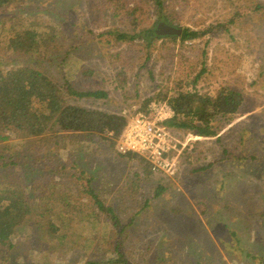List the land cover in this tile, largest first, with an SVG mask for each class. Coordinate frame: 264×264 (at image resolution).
I'll return each mask as SVG.
<instances>
[{"label":"rangeland","instance_id":"rangeland-1","mask_svg":"<svg viewBox=\"0 0 264 264\" xmlns=\"http://www.w3.org/2000/svg\"><path fill=\"white\" fill-rule=\"evenodd\" d=\"M21 1L18 10L0 11L1 70L34 67L63 87L102 92L101 98L65 96L71 105L128 121L152 101L170 104L178 95L174 78L181 56L191 50L180 41L170 51L150 48L148 59L139 58L140 48L108 41V29L122 28L113 8L102 12L97 0ZM161 1L144 0L149 12L132 32L140 33L134 44L144 47V35L163 20L204 32L192 42L198 51L189 79L201 77L185 90L218 95L232 89L243 97L239 113L231 121L218 117L214 137L174 131L182 149L174 176L149 173L146 160L124 158L117 143L113 148L98 136L75 141L66 135L42 145L8 132L9 140L0 141V184L19 181L35 202L59 182L86 204L91 197L80 189L91 178L119 224L98 210L101 222L92 227L101 237L91 245L110 242L96 252H68L64 259L34 250L24 234L12 249L2 248L0 264H108L117 258L116 246L127 263L115 264H264V0ZM19 11L30 29L53 26L50 53L33 56L10 46L8 17Z\"/></svg>","mask_w":264,"mask_h":264},{"label":"trees","instance_id":"trees-1","mask_svg":"<svg viewBox=\"0 0 264 264\" xmlns=\"http://www.w3.org/2000/svg\"><path fill=\"white\" fill-rule=\"evenodd\" d=\"M97 1L102 12L113 8L112 17L116 18L124 29H108V32H105L106 35L111 36L108 41L114 44L125 42L130 50L135 47L140 48L139 58L142 54L148 59L150 48L170 51L171 44H176L178 41L185 49L191 48L188 55L181 56L182 63L174 78L176 90L179 91L178 95L170 100L174 117L164 123L173 134L174 131L182 130L190 131L199 137H214L217 136V130L213 124L218 117L230 116L228 121H231L234 115L239 113L243 97L232 89L223 88L218 95L185 90L196 85L201 77L199 74L193 81L189 79L196 67L192 55L198 51L192 42L204 35V32L186 28L183 29L179 39L175 37L165 39L145 34L144 47L136 46L134 41L140 33L132 32L140 27L142 17L149 12V6L144 0ZM155 1L162 5L161 0ZM21 4V0H0V11L18 10ZM8 21V29L13 30L14 34L10 39V46L33 56L42 52L50 53L47 47L53 41V26L38 23L33 26L35 29H30L29 20L25 22L20 11L14 17H8ZM19 29L23 30L19 31ZM153 38L156 42H160L159 46L156 43L153 44ZM188 44H191L190 47ZM65 95L92 98L105 96L104 93L97 91L78 92L69 83L63 87L51 80L45 72L34 67L0 69V141L9 140L8 132L22 139L35 140L42 145L48 141L65 138L66 135H72L77 141L81 135L86 134L108 140L111 147L115 148L129 121L120 115L71 105ZM162 95H167V92H163ZM108 134L112 136L109 137ZM122 156L144 161L136 154ZM148 172L152 173L150 167ZM88 181L89 183L80 189L81 195L91 197L86 204L75 198L76 195L71 188L59 182H53L49 186L51 190H46L44 195L37 196L35 202L30 195L23 192L24 187L19 181L8 184L2 182L0 184V252L5 247L12 249L14 239L24 234L30 236V243L34 250L39 252L45 250L63 259L71 251L96 252L102 245H107L110 242L109 239H101V243L96 245L97 248L91 245L93 241L101 237L100 233L92 227L95 223L101 222L98 210L108 214L110 224L118 225L119 220L112 208L106 207L99 200L97 191L90 186L92 179ZM45 201L46 206L42 205ZM48 216L50 218L46 219ZM115 249L117 258L109 261L108 264L119 263L121 260L127 263L120 248L116 246Z\"/></svg>","mask_w":264,"mask_h":264},{"label":"built area","instance_id":"built-area-1","mask_svg":"<svg viewBox=\"0 0 264 264\" xmlns=\"http://www.w3.org/2000/svg\"><path fill=\"white\" fill-rule=\"evenodd\" d=\"M173 117L174 111L165 100L152 101L145 111L137 110L118 141V152L141 156L153 174L176 175L181 142L164 124Z\"/></svg>","mask_w":264,"mask_h":264},{"label":"water","instance_id":"water-1","mask_svg":"<svg viewBox=\"0 0 264 264\" xmlns=\"http://www.w3.org/2000/svg\"><path fill=\"white\" fill-rule=\"evenodd\" d=\"M154 35L160 38H180L183 33L182 26L169 25L165 22H160L154 29Z\"/></svg>","mask_w":264,"mask_h":264},{"label":"flooded vegetation","instance_id":"flooded-vegetation-1","mask_svg":"<svg viewBox=\"0 0 264 264\" xmlns=\"http://www.w3.org/2000/svg\"><path fill=\"white\" fill-rule=\"evenodd\" d=\"M160 22H165V23L169 24L168 22H166V21H164V20H163V21H160ZM160 22H158V23H160ZM158 23H157V24H158ZM157 24H156V26H157ZM169 25H172V24H169ZM154 29H155V28H154ZM154 29H153V31H154ZM150 35H152V36H156V35H154V32H152V34H150Z\"/></svg>","mask_w":264,"mask_h":264}]
</instances>
